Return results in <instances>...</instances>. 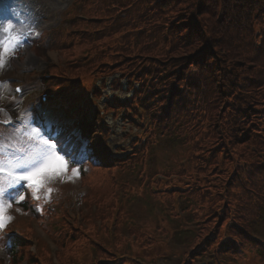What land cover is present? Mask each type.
Listing matches in <instances>:
<instances>
[{"label": "trees", "instance_id": "16d2710c", "mask_svg": "<svg viewBox=\"0 0 264 264\" xmlns=\"http://www.w3.org/2000/svg\"><path fill=\"white\" fill-rule=\"evenodd\" d=\"M78 1L89 8L72 41L91 44L87 65L110 59L101 67L138 84L132 99L112 107L145 117V137L160 130L188 146V166L174 171L179 178L158 185H165L161 194L188 202L196 229L186 256L196 260L210 250L236 254L257 245L250 228L264 213V0ZM62 79L56 76L61 82L53 87ZM72 86L67 97L77 100L80 114L98 119L100 113L89 111L87 97ZM62 90L67 89L56 91ZM133 232L144 249L161 247L153 232ZM22 245L18 241L11 249L12 264L25 256L33 264L32 253L14 252ZM107 246L95 250L107 255ZM79 248L85 246L73 242L67 250ZM120 258L136 264L129 254Z\"/></svg>", "mask_w": 264, "mask_h": 264}, {"label": "rangeland", "instance_id": "374dc122", "mask_svg": "<svg viewBox=\"0 0 264 264\" xmlns=\"http://www.w3.org/2000/svg\"><path fill=\"white\" fill-rule=\"evenodd\" d=\"M78 2V0H0L2 11L0 12V42H7V38L10 35L19 37V39L11 40L10 51L3 55V65H11V70L5 74L3 66H0V114H4V106H10L16 109L20 108L26 117L22 116L23 119L21 117L18 122H10L11 124L23 122L18 124L19 126L6 127L0 124V162L7 167L15 169L18 173L30 172L41 167L46 162V156H42V153L58 152L59 149H52L45 145V141L55 143L41 134V128L35 125L34 114L32 115L29 110H33L40 105L38 98L42 92L49 90L54 92L56 90L57 87L54 89L50 87L49 81L53 80V78L47 79V74L50 76L55 74L62 77V84L79 87L81 93H77L78 95L89 96L92 104L100 109L106 108L105 115L97 126H107L109 131L106 132L105 139H102L104 144L99 143L98 140L93 141L94 145L98 144L96 145L98 153L97 155H92V157L94 156L93 159L95 161H100L95 164L108 166L107 169L109 171L97 169L96 167H93L94 169L91 171H86L84 167L83 171H81L78 166L70 167L71 165H68L69 168L63 175L53 177L47 181L45 187L51 188L52 191L46 193L42 189L39 193L40 198L38 201L40 203H43V201L53 203L54 209L57 208L64 212L69 208H63V203H68L69 207L74 204L72 213L78 219L79 213L82 216L87 215L88 208L92 207V205L96 204L97 210L100 207L101 213L107 211V209H104L107 204L106 201L112 202L120 198L122 202L121 210L129 215V221L126 222V220L121 218L122 222H118V224L127 229L130 223L134 225V230L140 228L136 223L141 224L150 233L157 227L155 233L161 237L158 241L161 247L155 249V258L145 261H154L156 264H180L183 261L184 252L189 246L190 232L193 228L196 229L195 225L192 224L193 220L188 217V202L182 196H176L172 199L165 191L160 195L162 196V202H156L152 196V201H150L148 197L141 195L143 192L150 193L149 181L145 183L141 179V163L142 161L145 162L148 165L147 168H150L149 171L156 169L165 171L166 173L160 174V177H158L163 178L161 179L163 184L168 181V177L182 163L188 166L186 156L188 146L162 134L160 130H155L152 136L147 138L136 119L125 121L124 111L123 113L122 111L114 113L108 107L113 104L110 103V100L115 98L124 100L129 96V93L124 88H118V73L101 67V62L108 63L109 61L111 62L110 59L97 62L98 66L87 65L88 59L91 58L93 53L91 44L77 40L72 41L73 35L78 34L76 27L79 17L85 16L83 11L89 8V6L79 5ZM7 24L12 25L8 33L3 30ZM54 30H59L56 38L51 37V33ZM39 35H41V38L35 41L33 38H38L37 36ZM101 48L102 46H99L96 52ZM2 51L3 48L0 47V52ZM70 63H73L75 68H70ZM14 81L22 83V85L19 83L18 85H21L24 89L23 96L20 97L15 93ZM54 81L58 82L59 80L54 79ZM53 116L54 114L49 116L48 125L54 124L52 122ZM64 116L68 118V115L64 114ZM68 120L70 119L68 118ZM139 135L141 138H147L143 145L135 150L140 151L142 156H122L118 159L117 155L123 151L128 152V154L135 153L131 148L139 139L137 138ZM88 153L90 154L91 151L89 150ZM111 160H113V164H111ZM114 162L118 163V165L116 166ZM167 167H170L168 168L169 172L165 170ZM73 168L79 171L74 174L71 171ZM112 174L116 178L114 182L109 181ZM100 175H104L105 179L98 178ZM178 178L173 177L172 180L176 181ZM3 179L6 180L7 177ZM22 182L20 181L3 191V198L10 200L9 198L14 195L11 193L15 190L16 196L23 192L25 199L34 200L31 189L29 187L24 189ZM109 185L110 188L104 190ZM164 188L165 185H162L158 187V190L163 191L165 190ZM97 198L100 199L97 201ZM39 202L37 204H40ZM119 204L117 201V207ZM173 204L174 207L172 206ZM37 209H39V206H37ZM54 212L57 213V211ZM8 214L12 218L17 219L14 224L11 222L12 220L7 222L5 228L9 229L8 234L13 235L16 233L21 235L24 232H30L28 235L33 238L32 242L37 239L38 249H43L45 246L44 241L53 244L46 234L38 228L36 220H31V215L35 214L32 209L24 212L23 208L14 202L8 210ZM50 214H52L50 211L48 214L41 213L42 216L40 218V222L44 223L45 228L48 229L50 225V218L48 217H51ZM153 214L157 215L154 216ZM57 217V214L51 217L52 220H55L53 224L55 230H49L55 233L56 239H61L62 235L56 221ZM79 219L81 220L82 218L79 217ZM28 220H31V222H28ZM89 221L92 222L94 220L88 218L83 220L82 232H92L94 234L96 231L92 230L90 225L87 224ZM32 226L36 229L32 231L33 236L31 234ZM24 227L26 230L23 232ZM116 229L117 227H113L111 224L110 232L107 233L108 238L106 234L95 236L102 240L103 243H107L110 252L106 253L118 254L120 252L119 254H124L125 246L139 251L141 245L136 242L134 232L124 234L117 229L118 234H116ZM252 233L264 241V224L261 223L255 226ZM92 234L90 233L91 236ZM69 235L72 236V233ZM116 240L121 243L119 242L118 245L115 243ZM77 243L79 246H85L86 240L84 236ZM35 245L36 243L30 244L28 242L26 248L34 249ZM52 246L55 249V245L53 244ZM89 248L90 246L87 245L86 249L79 248L78 251L71 253H69L70 251L68 252V248H65L59 250L58 258L65 259L68 256V260L63 261V264H76L81 256L87 254ZM5 250L0 248L1 264H9L10 261L9 252ZM42 251L44 250H39L38 256L44 259L46 257L41 254ZM116 254H98L96 257H91L90 255L87 260L89 259L91 263H97L100 258L111 259ZM240 255L236 257V255L225 254L218 263L211 262L210 257L202 258L201 261L204 262L203 264L206 262L209 264H264V249L253 252V250L246 248ZM27 258L28 256H25V259L18 260L16 258V260L19 264H26ZM142 259V256H134L133 261L135 260L136 264H138V262H142ZM126 262L129 263L128 260Z\"/></svg>", "mask_w": 264, "mask_h": 264}, {"label": "snow or ice", "instance_id": "6c2138e0", "mask_svg": "<svg viewBox=\"0 0 264 264\" xmlns=\"http://www.w3.org/2000/svg\"><path fill=\"white\" fill-rule=\"evenodd\" d=\"M11 28L12 25L7 24L3 30L8 33ZM16 39H19L17 35H10L7 38V42H0V47L3 48V51L0 52V66H2L4 62V53L10 51L11 40ZM44 143L49 148H56V145L49 141H45ZM42 156H46V162L41 167L30 172L18 173L15 169L7 167L4 163L0 162V233L3 232L7 222L12 219V217L8 214V210L12 206V201L3 198V191L14 186L20 181H25L31 189L33 198L38 200L40 198L39 193L42 189H44L46 193H50L52 191L51 188L45 187L47 181L53 177L63 175L66 172L68 162L63 155H60L56 151H52L46 154L42 153ZM71 171L76 174L79 170L73 168ZM4 177H7V179H3ZM25 198V194L21 192L15 197V201L19 203L24 201ZM17 211H19V209H17ZM0 238H2V235H0Z\"/></svg>", "mask_w": 264, "mask_h": 264}, {"label": "bare ground", "instance_id": "6f19581e", "mask_svg": "<svg viewBox=\"0 0 264 264\" xmlns=\"http://www.w3.org/2000/svg\"><path fill=\"white\" fill-rule=\"evenodd\" d=\"M1 4V3H0ZM1 7V6H0ZM0 12H2L1 11V8H0ZM3 66V69H4V73L6 74V73H8L10 70H11V65H8V64H4V65H2Z\"/></svg>", "mask_w": 264, "mask_h": 264}]
</instances>
